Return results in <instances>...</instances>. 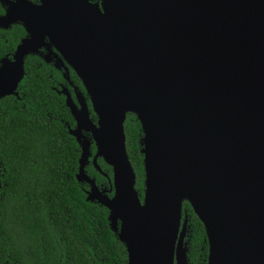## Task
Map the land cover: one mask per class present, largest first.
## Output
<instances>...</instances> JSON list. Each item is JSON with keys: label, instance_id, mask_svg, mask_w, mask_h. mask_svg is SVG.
<instances>
[{"label": "water", "instance_id": "water-1", "mask_svg": "<svg viewBox=\"0 0 264 264\" xmlns=\"http://www.w3.org/2000/svg\"><path fill=\"white\" fill-rule=\"evenodd\" d=\"M0 5V28L17 23L25 33L0 58V98L16 97L28 55L66 81L70 68L83 93H57L74 122L66 129L79 147L75 180L87 185L85 201L108 211L126 264H187L182 203L203 227L205 264H264V0ZM126 114L140 127L141 199ZM88 162L107 188L85 174Z\"/></svg>", "mask_w": 264, "mask_h": 264}, {"label": "trees", "instance_id": "trees-1", "mask_svg": "<svg viewBox=\"0 0 264 264\" xmlns=\"http://www.w3.org/2000/svg\"><path fill=\"white\" fill-rule=\"evenodd\" d=\"M23 36L19 25L0 30V58L10 57ZM23 70L16 97L0 98V264H126L124 247L109 229L108 211L85 201L87 185L75 180L79 147L66 129L74 122L57 93L64 86L71 94L70 87L60 70L36 55L24 59ZM68 78L83 93L70 70ZM85 103L89 109L86 98ZM123 132L141 199V133L133 115L126 114ZM90 151L94 154L93 144ZM96 164L110 179V168L100 159ZM84 172L97 186H108L90 162ZM181 209L187 264H205L203 227L186 203Z\"/></svg>", "mask_w": 264, "mask_h": 264}, {"label": "flooded vegetation", "instance_id": "flooded-vegetation-1", "mask_svg": "<svg viewBox=\"0 0 264 264\" xmlns=\"http://www.w3.org/2000/svg\"><path fill=\"white\" fill-rule=\"evenodd\" d=\"M10 1H12V0H10ZM29 1H31V0H29ZM31 2H35V0L34 1H31ZM4 8L5 7H2L1 5H0V9H1V13H0V16L1 15H3V13H4ZM12 25H19L20 26V24H17V23H15V24H11L8 28H6V29H1L0 28V30H7V29H9ZM22 28V27H21ZM24 32V31H23ZM24 36H25V33H24ZM23 36V37H24ZM9 58V57H8ZM69 70H70V68H68L67 69V72H68V74H69ZM62 73H63V70L61 69L60 70ZM71 71V70H70ZM72 72V71H71ZM73 73V72H72ZM75 76V75H74ZM63 77V76H62ZM64 79V78H63ZM64 81L66 82V85L68 86V87H70V89H71V94H70V96L72 95V99L74 100V94H73V88H77L76 86H74L71 82H70V80H69V78H68V81H66L65 79H64ZM60 87V86H59ZM62 87H64V86H62ZM66 89H67V87H65ZM77 90H78V88H77ZM67 91H68V89H67ZM86 98V97H85ZM87 99V98H86ZM85 100V99H84ZM88 100V99H87ZM88 104H89V102H88ZM87 106V105H86ZM88 108V107H87Z\"/></svg>", "mask_w": 264, "mask_h": 264}, {"label": "bare ground", "instance_id": "bare-ground-1", "mask_svg": "<svg viewBox=\"0 0 264 264\" xmlns=\"http://www.w3.org/2000/svg\"><path fill=\"white\" fill-rule=\"evenodd\" d=\"M182 198L186 199L188 197V188L186 187L185 184L182 185Z\"/></svg>", "mask_w": 264, "mask_h": 264}, {"label": "rangeland", "instance_id": "rangeland-1", "mask_svg": "<svg viewBox=\"0 0 264 264\" xmlns=\"http://www.w3.org/2000/svg\"><path fill=\"white\" fill-rule=\"evenodd\" d=\"M107 188V187H106Z\"/></svg>", "mask_w": 264, "mask_h": 264}]
</instances>
